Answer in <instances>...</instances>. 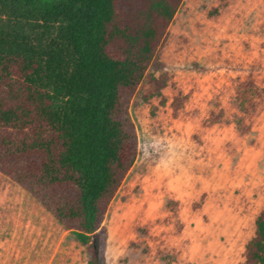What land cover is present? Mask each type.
Here are the masks:
<instances>
[{"label":"rangeland","instance_id":"rangeland-1","mask_svg":"<svg viewBox=\"0 0 264 264\" xmlns=\"http://www.w3.org/2000/svg\"><path fill=\"white\" fill-rule=\"evenodd\" d=\"M148 74L165 86L147 96L146 76L131 99L138 153L102 222L105 264H242L264 208V0H182ZM0 264H87L2 174Z\"/></svg>","mask_w":264,"mask_h":264},{"label":"trees","instance_id":"trees-1","mask_svg":"<svg viewBox=\"0 0 264 264\" xmlns=\"http://www.w3.org/2000/svg\"><path fill=\"white\" fill-rule=\"evenodd\" d=\"M181 1L0 0V174L75 234L87 264H105L102 222L138 153L130 102L146 76L147 96L165 86L148 70ZM242 264H264V208Z\"/></svg>","mask_w":264,"mask_h":264}]
</instances>
